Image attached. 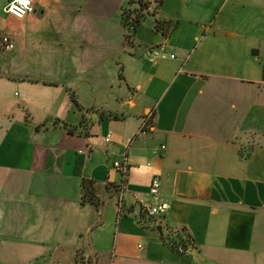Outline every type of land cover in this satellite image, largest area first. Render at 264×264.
<instances>
[{
  "label": "crops",
  "instance_id": "crops-1",
  "mask_svg": "<svg viewBox=\"0 0 264 264\" xmlns=\"http://www.w3.org/2000/svg\"><path fill=\"white\" fill-rule=\"evenodd\" d=\"M127 3L36 0L8 17L0 264H261L264 0H163L130 41ZM156 23L176 26L165 38ZM151 47L167 58L149 62Z\"/></svg>",
  "mask_w": 264,
  "mask_h": 264
},
{
  "label": "built area",
  "instance_id": "built-area-1",
  "mask_svg": "<svg viewBox=\"0 0 264 264\" xmlns=\"http://www.w3.org/2000/svg\"><path fill=\"white\" fill-rule=\"evenodd\" d=\"M35 1L36 0H6V4L0 10V13L6 15L7 17L13 18L15 20H23L25 17L32 15L35 12ZM0 46L4 51H11L14 48L7 37H3L0 40ZM148 61L153 63L157 60H165L166 55L160 53L155 48H147L146 50ZM171 59L174 56H170ZM261 69L264 73V60L261 62ZM111 139V134H108L105 142L108 143ZM164 147H162L163 149ZM113 169L118 172L124 179L128 172L127 161H116L112 164ZM160 189L159 180L153 177L149 184V194L152 197H158ZM167 205L163 202H159L153 206L146 209V215L149 218H157L163 216L167 211ZM166 245L169 249L176 255H184L192 251L189 245L184 244L181 240L166 241Z\"/></svg>",
  "mask_w": 264,
  "mask_h": 264
},
{
  "label": "trees",
  "instance_id": "trees-1",
  "mask_svg": "<svg viewBox=\"0 0 264 264\" xmlns=\"http://www.w3.org/2000/svg\"><path fill=\"white\" fill-rule=\"evenodd\" d=\"M163 0H128L127 9L122 12V23L125 28V38L130 41L137 29L141 26L146 16L149 15L150 7L153 13L161 5ZM164 25V27L162 26ZM175 23L160 24L156 23L155 31L162 32L163 37H168L174 30ZM81 188V204L91 205L98 208L100 203L97 197V190L92 181L83 180L80 185Z\"/></svg>",
  "mask_w": 264,
  "mask_h": 264
},
{
  "label": "rangeland",
  "instance_id": "rangeland-1",
  "mask_svg": "<svg viewBox=\"0 0 264 264\" xmlns=\"http://www.w3.org/2000/svg\"><path fill=\"white\" fill-rule=\"evenodd\" d=\"M6 4V0H0V10L3 8V6ZM10 19L2 13H0V37L4 36L6 34V28H8V24ZM7 22V23H6ZM141 27V26H140ZM134 36V35H133ZM264 60V56L260 59V67L261 62ZM262 71V69H261ZM263 79H264V73L262 71ZM264 92V89H263ZM259 106H262L264 108V94L259 96ZM264 260L261 261V264H264Z\"/></svg>",
  "mask_w": 264,
  "mask_h": 264
}]
</instances>
